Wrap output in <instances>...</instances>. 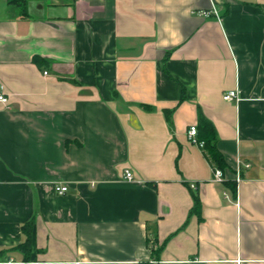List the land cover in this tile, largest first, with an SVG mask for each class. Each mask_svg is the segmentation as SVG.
I'll use <instances>...</instances> for the list:
<instances>
[{"label":"crops","instance_id":"0c3cea01","mask_svg":"<svg viewBox=\"0 0 264 264\" xmlns=\"http://www.w3.org/2000/svg\"><path fill=\"white\" fill-rule=\"evenodd\" d=\"M20 2L0 0V264H264V0Z\"/></svg>","mask_w":264,"mask_h":264},{"label":"built area","instance_id":"2783aa9c","mask_svg":"<svg viewBox=\"0 0 264 264\" xmlns=\"http://www.w3.org/2000/svg\"><path fill=\"white\" fill-rule=\"evenodd\" d=\"M200 13H202L203 15H209L211 12L210 11H201ZM46 73V72H45ZM223 98L225 100H235V99H239V91L238 89H233V90H229L226 93H224ZM0 103H4V104H8L9 103V96L6 94L5 92V87L2 83H0ZM189 139L196 145H198L201 148H205V141L201 140L198 136V127L196 124L190 125L189 127ZM245 167H250V163H244ZM242 170L240 168L236 169L235 172V180L236 183L239 184L242 180H243V176H242ZM124 178L126 180H134L135 176L133 174V172L130 169H125L124 171ZM225 178V173L224 170H222L219 167L213 168V180L214 181H219L222 182L224 181ZM192 188H196L195 184H191ZM69 187L68 185H63L59 182H55L54 184V190L57 193L63 194L66 193L68 191ZM3 264H12V261H8V262H3ZM142 264H158V261L155 259H152L148 262H144Z\"/></svg>","mask_w":264,"mask_h":264},{"label":"trees","instance_id":"16d2710c","mask_svg":"<svg viewBox=\"0 0 264 264\" xmlns=\"http://www.w3.org/2000/svg\"><path fill=\"white\" fill-rule=\"evenodd\" d=\"M11 1L17 2L19 5H22V2H20V0H11ZM148 106L150 108L152 107L150 105ZM171 111L172 110L170 109H166V116L169 119H170ZM197 126L200 129V135L198 132L199 138L205 141V148H204L205 155L210 160L213 168L219 167L225 171L227 168H229V164L227 163L225 157L217 147V133L214 124L207 117H205V115H203L202 112H200ZM227 182L229 186L233 189V191L237 193V188H236L237 184L232 180H229ZM194 198H195L194 209L198 211L200 215V207H201L200 197L198 194H195ZM30 239L31 237L29 235L27 244L30 242Z\"/></svg>","mask_w":264,"mask_h":264}]
</instances>
